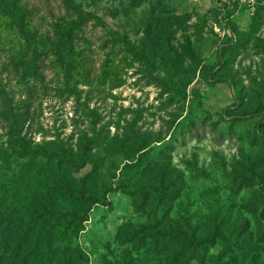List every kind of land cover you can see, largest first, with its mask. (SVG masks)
Returning a JSON list of instances; mask_svg holds the SVG:
<instances>
[{"label":"rangeland","instance_id":"obj_1","mask_svg":"<svg viewBox=\"0 0 264 264\" xmlns=\"http://www.w3.org/2000/svg\"><path fill=\"white\" fill-rule=\"evenodd\" d=\"M134 1L140 6L129 8ZM24 3L37 31L51 39L64 20L83 21L75 45L83 68L66 69L53 54L31 60L16 30L0 26V148L10 151L16 129L40 148L50 141L77 148L81 136L97 137L101 167L91 180L93 192L127 184L92 207L70 244L82 264H264V193L254 179L264 176V144L255 137L260 116L231 121L226 114L235 102V114L260 106L255 91L264 78L263 3L235 1L240 39L225 53L220 73L229 83L211 81L227 39L217 21L218 0H91L83 2L82 14L62 0ZM175 88L186 89L187 99ZM141 144L142 156L134 153ZM29 158L10 164L0 158V218L13 236L37 204L25 211L14 199L21 196L15 188ZM139 162V171L125 168ZM91 169L86 165L75 177ZM161 177L165 184L177 181L179 190L162 227L196 238L219 229L234 249L217 242L186 259L176 256L175 246L171 252L138 249L131 231L150 218L136 188L149 182L157 189ZM29 263L43 261L37 256Z\"/></svg>","mask_w":264,"mask_h":264},{"label":"trees","instance_id":"obj_2","mask_svg":"<svg viewBox=\"0 0 264 264\" xmlns=\"http://www.w3.org/2000/svg\"><path fill=\"white\" fill-rule=\"evenodd\" d=\"M62 1L74 9L77 8L78 12L82 14L83 2L91 0ZM218 1L221 6L218 9L217 21L221 29H226L227 39L221 44V60L211 73V81L229 83L228 77L220 76V73L227 63L224 55L228 50L237 46L240 31L232 19L236 9L235 1L231 3V7L225 0ZM260 3H263L264 6V0H260ZM139 6L140 3L134 1L128 7ZM153 13H155V9ZM254 19L257 20V17L255 16ZM62 23L64 25L56 27V36L51 39L40 34L32 24L24 0H0V26L2 29L12 27L16 30L20 39H24V42L29 45L30 53L34 54L31 60L53 54L66 69L72 65L83 68V63L78 58L75 49L83 21L64 20ZM228 29L231 32H228ZM33 44L35 48H31ZM168 52L171 56L169 62L175 65L178 59L169 48ZM194 74L196 75V70H194ZM191 82L189 80L187 84ZM256 83L260 87V92L255 91L261 99L260 106L235 114L236 111H239V106L237 107L239 103L235 102L226 110V114L231 121H243L260 116L257 121L255 137L257 141L264 144V78L260 83ZM175 89L180 99H187L186 89ZM241 99L243 101L244 97ZM16 124L20 126L21 122L17 120ZM97 139V137L84 135L79 139L77 148L66 147L54 141L47 142L45 148H40L38 145H34L31 140L18 134L17 129L12 132L8 140L10 151L1 147L0 158L4 163L10 164L16 157L30 156L29 160L21 166L15 188V191H19L21 196H16L14 199L19 201V207L25 211L30 205L37 204L33 210L34 217L28 218L26 215V220L20 218V225L14 228V231H17L14 236L7 233L0 218V264H30L29 262L37 256L42 259L43 264H82L84 262L80 251L74 247L71 248L70 244L84 230L92 207L106 204L108 193L117 191L119 187L126 190L125 185H127L107 187L99 195L93 192L94 186H92L91 180L101 167V161L94 152L95 147L99 145ZM144 147L141 144L134 153L144 155ZM139 160L140 158H138ZM135 163L126 164L125 168L130 171L137 168L139 171L140 162L137 164L138 166ZM89 164L92 165V169L88 173L81 178L75 177V174ZM145 167L148 168V164ZM144 169L146 168H142V173H144ZM164 179L161 177L157 183V189L149 185V182L136 188V194L142 203L140 209L150 219L132 229L130 241H133L138 249L153 247L155 251L167 250L171 252L172 247L175 246L178 248L176 256H180L182 259H186L192 251L203 247L208 249L217 242L224 245L227 250L234 249L235 244L230 243L219 229H215L208 236L196 238L184 230L175 231L162 227L164 214L171 207V201L179 195V190L174 189L177 181L165 184ZM254 179L264 193V176L255 174ZM262 215L264 219V213ZM62 244L65 246L61 247ZM192 255L193 253L189 258Z\"/></svg>","mask_w":264,"mask_h":264},{"label":"built area","instance_id":"obj_3","mask_svg":"<svg viewBox=\"0 0 264 264\" xmlns=\"http://www.w3.org/2000/svg\"><path fill=\"white\" fill-rule=\"evenodd\" d=\"M236 0H225V2L229 5V7L232 6V2H234ZM238 2H240L241 4H244V3H249V4H255V0H237ZM225 13V12H224ZM220 30H223V35H225L227 33L226 29H220ZM228 32H231L229 29H228ZM233 36H235L233 34Z\"/></svg>","mask_w":264,"mask_h":264}]
</instances>
